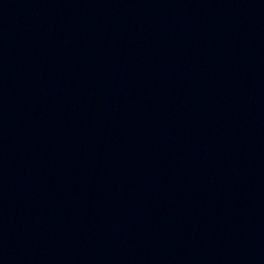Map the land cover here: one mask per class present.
I'll use <instances>...</instances> for the list:
<instances>
[{"label": "water", "instance_id": "obj_1", "mask_svg": "<svg viewBox=\"0 0 264 264\" xmlns=\"http://www.w3.org/2000/svg\"><path fill=\"white\" fill-rule=\"evenodd\" d=\"M0 264H264V0H0Z\"/></svg>", "mask_w": 264, "mask_h": 264}]
</instances>
